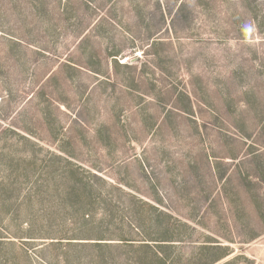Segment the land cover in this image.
Wrapping results in <instances>:
<instances>
[{"label":"rangeland","instance_id":"obj_1","mask_svg":"<svg viewBox=\"0 0 264 264\" xmlns=\"http://www.w3.org/2000/svg\"><path fill=\"white\" fill-rule=\"evenodd\" d=\"M0 264H264V0H0Z\"/></svg>","mask_w":264,"mask_h":264}]
</instances>
